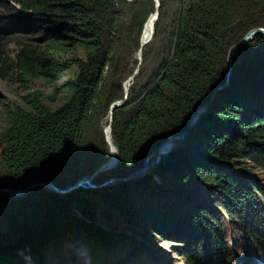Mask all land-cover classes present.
I'll return each mask as SVG.
<instances>
[{"label": "trees", "instance_id": "obj_1", "mask_svg": "<svg viewBox=\"0 0 264 264\" xmlns=\"http://www.w3.org/2000/svg\"><path fill=\"white\" fill-rule=\"evenodd\" d=\"M119 2L126 4L0 0V79L24 91V108L3 109L0 188L45 180L62 189L109 159L108 110L123 99L154 11L152 0L129 12ZM253 28H264V0H159L127 100L112 112L117 164L94 183L136 171L184 131L194 110L204 111L182 143L140 178L67 195L44 188L18 199L0 195V264H47L49 248L79 224L99 264L118 235L79 222L86 199L153 241L175 239L181 264H264V187L245 177L250 165L264 170V36L235 51L228 85L210 100L225 83L229 49ZM65 74L50 94L32 90L37 81L50 88ZM60 93L63 102L52 109L46 102Z\"/></svg>", "mask_w": 264, "mask_h": 264}, {"label": "rangeland", "instance_id": "obj_2", "mask_svg": "<svg viewBox=\"0 0 264 264\" xmlns=\"http://www.w3.org/2000/svg\"><path fill=\"white\" fill-rule=\"evenodd\" d=\"M147 1L148 0H122V2H125L126 4H121V2H119L118 5H120L124 12H129L136 6L140 8L142 5H145ZM1 12L2 10L0 8V13ZM26 30V26H23L22 31L20 32ZM15 51L16 48L14 45L7 48V53L10 56H12ZM68 76V74H65L59 83L53 84L50 88H45L42 82L37 81L32 86V90L39 89L43 91L44 94H50V92L59 87ZM23 93L24 91L12 80L2 81L0 79V131L6 126L5 118L3 117V109L8 106H20L24 108L22 101L20 100ZM62 96L63 93H60L55 97V102L50 104L46 102V104L52 109H55L62 104ZM182 141L177 145L181 144ZM168 152L169 151L166 153ZM111 154H113V151H110V155ZM248 170L249 171L245 174V177L254 182H259L261 186L264 187V170L256 168L253 165H250ZM96 177L93 178V182ZM86 200L90 205L88 206L86 213L76 212V217L79 219V222L83 221L90 225L96 224L103 226L104 229H112L115 234L118 235L115 236V242L108 245L107 248L109 250H105V253L101 251L102 254L100 257L103 256L104 258L102 261H100V258L98 259L99 264H143L147 261V258L149 261L151 260L152 263L150 264H181L175 239H173L174 242H169L170 240H162L161 238L156 237L153 238L155 239V241H153L150 236H146L143 232L129 230V228L120 221L118 216L110 214L101 206L91 203L88 199ZM100 222H105L107 225L104 226L103 223ZM77 228L80 230L84 229L80 224L78 227L75 226L74 230L66 233L65 236L59 240V243L55 248H49L44 256L47 264H95L92 263L90 248L88 247L84 236L77 230ZM27 261L26 264H31L29 259Z\"/></svg>", "mask_w": 264, "mask_h": 264}, {"label": "water", "instance_id": "obj_3", "mask_svg": "<svg viewBox=\"0 0 264 264\" xmlns=\"http://www.w3.org/2000/svg\"><path fill=\"white\" fill-rule=\"evenodd\" d=\"M158 9H159V0H155L154 1L155 22L158 18ZM142 35H143V30H142V34H141V38H140V49L138 50L137 55H136V59L138 61V66L134 70L133 74L130 77H128V79L123 83V99L120 101H116L110 105L109 110H108V114H109L108 127L103 128L105 142L109 148V152L113 148L115 150V153H116L115 154L116 158L114 160H111V158L109 157V159L106 162H104L98 169H96V171L93 172L90 176L83 177V178L79 179L78 181H76L73 185H70V186L62 188V189L56 187L54 184H52L49 181L41 180V181L33 182V183H31V184H29L26 187L21 188V189L0 188V195H6L9 198L18 199V198H23V197L27 196L29 193H31L36 188H44V189H46V190H48L54 194H57V195H67V194H69V193H71L77 189H98V188L100 189L103 187H110V186L115 185V184L120 183V182H127L129 180L137 179V178H140L141 176L149 173L150 171H152L153 168L156 165H158L163 159H165L169 155V153L174 150L176 145L178 143H180L185 138V136L188 134V132L190 130V127L192 126L194 121L197 119V117L204 111L206 106H202V107L194 110L192 112V114L190 115L189 122H188L186 128L184 129V131L179 135H175V136H171V137L167 138L163 143L158 145L157 148L153 152H151L148 157H146L144 159L143 164L139 169L130 173L128 176H126L124 178H119V177L118 178H111V179L103 182L100 185H96L93 182V178H95L96 176H98L99 174H101L105 171H108V170L114 168L117 164V161H118L117 151H116L115 147L113 146L111 135H110L111 134V123H112V112L115 108L121 107L125 104V102L127 100V96H128V90H129V87H126V84H128V83L131 84L132 81L134 80V78L138 72V67L142 63V49L151 42L153 35H154V28H153L152 33L149 36V38L146 39ZM256 35L264 36V28H253V29L249 30L244 35V37L241 39L240 42L234 44L229 49V52L227 55L225 83L223 85L217 87V89L214 90L210 100H212L215 93H217L218 91H220L221 89L225 88L228 85V81H229V77H230L231 69H232L233 56L235 54V51L238 48L249 43ZM167 151H169V152L166 153Z\"/></svg>", "mask_w": 264, "mask_h": 264}, {"label": "bare ground", "instance_id": "obj_4", "mask_svg": "<svg viewBox=\"0 0 264 264\" xmlns=\"http://www.w3.org/2000/svg\"><path fill=\"white\" fill-rule=\"evenodd\" d=\"M152 1L154 3L155 0H152ZM154 24H155V14H154V11H153V14L150 15V17H149V19H148V21H147V23H146V25L144 27V30H143V35L142 36L144 38H146V39L149 38V36L151 35L152 30L154 28ZM126 87H130V83L126 84ZM106 121L107 122H106V125L104 126V128L108 127L109 114H108V118H107ZM112 151H113V154L110 155V158H111V160H114L116 158V155H115L116 153H114L115 150L113 148L111 149V152Z\"/></svg>", "mask_w": 264, "mask_h": 264}]
</instances>
